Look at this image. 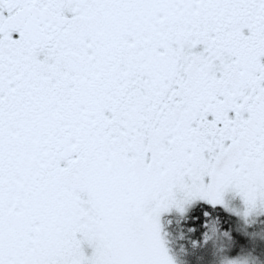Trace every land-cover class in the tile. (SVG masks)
Here are the masks:
<instances>
[{
	"label": "snow or ice",
	"instance_id": "6c2138e0",
	"mask_svg": "<svg viewBox=\"0 0 264 264\" xmlns=\"http://www.w3.org/2000/svg\"><path fill=\"white\" fill-rule=\"evenodd\" d=\"M0 264H264V0H0Z\"/></svg>",
	"mask_w": 264,
	"mask_h": 264
}]
</instances>
